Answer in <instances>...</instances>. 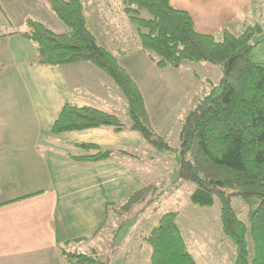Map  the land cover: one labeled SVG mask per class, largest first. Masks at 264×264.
I'll use <instances>...</instances> for the list:
<instances>
[{
	"label": "trees",
	"instance_id": "obj_1",
	"mask_svg": "<svg viewBox=\"0 0 264 264\" xmlns=\"http://www.w3.org/2000/svg\"><path fill=\"white\" fill-rule=\"evenodd\" d=\"M117 10L136 27L133 44L127 48L100 42L89 30L82 0H49L51 11L69 29L58 34L44 24L28 19L22 36L36 47L33 64L65 66L90 63L104 71L120 88L126 100L130 124L117 115L92 107L67 104L52 127V133L110 128L141 134L143 140L162 151H176L155 131L144 96L118 57L135 49L149 51V60L159 69H179L186 62L220 65L223 77L217 87L186 117L180 134L178 179L193 183V205L221 204L223 232L237 249L236 264H264V65L253 60L254 39L264 33L260 25L248 26L240 35L224 31L222 39L199 33L191 15L175 8L171 0H114ZM106 2H110L107 0ZM117 4V5H118ZM109 6L111 3L108 4ZM147 12L149 16L144 15ZM92 156L77 160L100 162L111 159L113 150L82 143ZM164 192L151 183L119 205L107 210L127 217L135 207L144 213ZM240 198L248 207L246 220L233 207ZM137 215V216H138ZM178 212L162 215L144 243L152 249L151 264H200L189 251L177 222ZM254 245L249 260L247 236ZM71 264H108L93 255L67 253Z\"/></svg>",
	"mask_w": 264,
	"mask_h": 264
},
{
	"label": "crops",
	"instance_id": "obj_2",
	"mask_svg": "<svg viewBox=\"0 0 264 264\" xmlns=\"http://www.w3.org/2000/svg\"><path fill=\"white\" fill-rule=\"evenodd\" d=\"M171 3L191 15L199 33L215 39L221 40L224 31L240 35L248 26L264 28V0ZM52 13L49 0H0V80L10 88L5 98L0 95V102L9 104L7 108L0 104V264H71L68 246L74 249L70 253L89 250L86 244L109 219L116 222L108 205L122 204L147 186L142 174L126 163H138L130 152L146 144L140 133H117L110 128L52 133L67 104L96 108L122 119L126 111L120 88L94 65L32 63L36 47L21 33L27 30L28 19L47 26L45 20ZM148 56L147 61L156 67ZM19 102L24 109H18ZM82 143L115 154L100 162L77 160L97 153L80 148ZM141 235L136 253L130 251L123 259V252L113 248L107 260L142 264L145 255L143 259L139 255L148 251L151 264L152 249L147 250Z\"/></svg>",
	"mask_w": 264,
	"mask_h": 264
},
{
	"label": "rangeland",
	"instance_id": "obj_3",
	"mask_svg": "<svg viewBox=\"0 0 264 264\" xmlns=\"http://www.w3.org/2000/svg\"><path fill=\"white\" fill-rule=\"evenodd\" d=\"M106 1L82 0L87 26L100 42L113 47L127 48L133 44L136 27L118 12V3L117 5L114 0ZM109 3H111L110 6ZM144 15L149 16L147 12H144ZM45 21L47 27L55 33L64 34L69 31L54 13ZM216 40L220 41L219 38ZM149 53L138 48L127 54L128 57L119 55L117 57L119 64L135 75V83L151 108L152 125L155 131L176 151H162L146 143L138 150L130 152L137 157L138 163H126L139 175L142 174L147 185L156 183L158 192L164 193L141 215L137 212L142 209V206H138L127 217L113 216L116 222L113 224L109 219L100 234L88 241L86 247H90L89 250L79 248L78 252L93 255L90 251L95 249L99 252L98 257L108 264H134L125 260L114 262L107 259L110 253H113V248L123 252L121 256L118 255L123 259L130 251L136 253L139 246L137 240H140L141 234L143 241V237L158 225L162 215L178 212L177 222L186 239L187 247L200 264H236V245L227 238L222 229L220 201L216 200L214 206L206 208L193 205L190 196L196 186L177 177L183 123L199 101L219 85L223 77L222 66L207 62L186 61L179 69H157L147 61ZM253 60L257 64L264 65V46L254 49ZM2 81L4 80H0ZM9 89L7 82L0 83V95L4 98L9 93ZM0 104L4 108L9 105L5 100ZM19 108L24 109L21 102H19ZM13 110L15 111V107ZM124 113L123 121L129 125L130 119L127 112ZM233 207L243 220L247 219L248 207L243 200L235 198ZM247 242L251 262L254 257V245L250 235L247 236ZM67 249L69 252H74L72 245ZM147 250H151L149 245ZM147 252L142 251L139 255L142 259L145 255L142 264H150Z\"/></svg>",
	"mask_w": 264,
	"mask_h": 264
},
{
	"label": "water",
	"instance_id": "obj_4",
	"mask_svg": "<svg viewBox=\"0 0 264 264\" xmlns=\"http://www.w3.org/2000/svg\"><path fill=\"white\" fill-rule=\"evenodd\" d=\"M262 43H264V33L261 34V35H259V36H257V37L254 39V41H253V45H254V46H258V45H260V44H262Z\"/></svg>",
	"mask_w": 264,
	"mask_h": 264
}]
</instances>
